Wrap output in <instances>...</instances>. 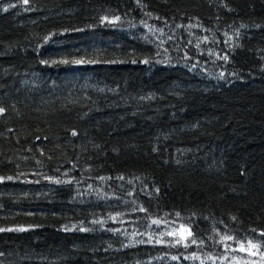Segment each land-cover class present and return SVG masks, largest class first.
Listing matches in <instances>:
<instances>
[{
	"label": "trees",
	"instance_id": "trees-1",
	"mask_svg": "<svg viewBox=\"0 0 264 264\" xmlns=\"http://www.w3.org/2000/svg\"><path fill=\"white\" fill-rule=\"evenodd\" d=\"M0 264H264V0H0Z\"/></svg>",
	"mask_w": 264,
	"mask_h": 264
},
{
	"label": "snow or ice",
	"instance_id": "snow-or-ice-1",
	"mask_svg": "<svg viewBox=\"0 0 264 264\" xmlns=\"http://www.w3.org/2000/svg\"><path fill=\"white\" fill-rule=\"evenodd\" d=\"M25 2H27V0H25ZM73 135H75V133H73Z\"/></svg>",
	"mask_w": 264,
	"mask_h": 264
}]
</instances>
